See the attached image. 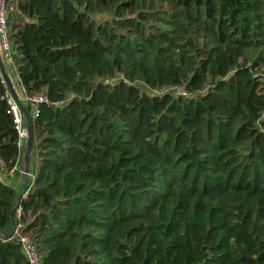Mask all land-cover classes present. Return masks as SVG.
Masks as SVG:
<instances>
[{
    "label": "trees",
    "instance_id": "16d2710c",
    "mask_svg": "<svg viewBox=\"0 0 264 264\" xmlns=\"http://www.w3.org/2000/svg\"><path fill=\"white\" fill-rule=\"evenodd\" d=\"M12 10L21 87L61 102L33 121L35 177L15 219L42 264H264V0ZM16 197L0 182V234ZM0 264H25L19 246L0 241Z\"/></svg>",
    "mask_w": 264,
    "mask_h": 264
},
{
    "label": "built area",
    "instance_id": "2783aa9c",
    "mask_svg": "<svg viewBox=\"0 0 264 264\" xmlns=\"http://www.w3.org/2000/svg\"><path fill=\"white\" fill-rule=\"evenodd\" d=\"M9 15H10L9 0H0V56L5 66L6 72L7 73L14 72V74L18 77L14 62V50L11 41L9 40V25H8ZM0 78L4 86V95H1L0 99H5L7 103L8 108L6 112L11 115L12 123L17 133L16 145L20 153L25 146V141L27 138V131L25 128L24 118L16 101L12 97L6 85V82L2 76L1 71H0ZM118 79H123L121 73L118 74V76L116 77H110L106 79L105 82L112 83ZM22 90L24 91L23 88ZM19 99L30 112L32 121H34L37 118L41 106L43 105L55 106L61 103L58 101L50 100L42 92L26 94V92L24 91V95L21 98L19 97ZM34 160L35 158L32 155V170H29V172L25 176V185L27 186L22 192L19 202L27 197L33 185V181L35 177ZM18 170L21 172V170L18 169V164L13 165L12 167H8L6 163L2 159H0V172L4 173L5 175L13 176ZM21 175L24 178L22 172ZM23 227L24 225L22 223L20 222L15 223V226L10 235L3 236L2 234H0V241L3 243L11 242L19 246L25 264H42V257L38 251L36 244L34 243V241L30 236L22 232Z\"/></svg>",
    "mask_w": 264,
    "mask_h": 264
},
{
    "label": "water",
    "instance_id": "95a60500",
    "mask_svg": "<svg viewBox=\"0 0 264 264\" xmlns=\"http://www.w3.org/2000/svg\"><path fill=\"white\" fill-rule=\"evenodd\" d=\"M0 71L2 73V76L6 82V85L12 95V97L14 98V100L16 101L22 115L24 118V122H25V128L27 131V138L25 141V146L22 149V151L20 152V160L18 161V165L20 167V170L25 178L26 174L29 172V165H30V159H31V152H32V144H33V140H34V129H33V121L30 115V112L28 111V109L24 106V104L21 102V100L19 99L18 95L16 94L12 81L8 75V73L5 70V66L3 64V61L1 59L0 56ZM20 199V194H17L16 197V203L14 206V209L16 208V206L18 205ZM15 226V218H14V212L13 210L10 212V229L5 232V233H1L3 236H8L11 234L13 228Z\"/></svg>",
    "mask_w": 264,
    "mask_h": 264
},
{
    "label": "crops",
    "instance_id": "0c3cea01",
    "mask_svg": "<svg viewBox=\"0 0 264 264\" xmlns=\"http://www.w3.org/2000/svg\"><path fill=\"white\" fill-rule=\"evenodd\" d=\"M8 75L12 81L16 94L18 95V97L21 98L24 95V91L22 90L18 77L14 74V72H8ZM18 169H20L19 165H18ZM29 170H32V154L30 159ZM0 182L8 187H11L12 189H15L17 194L19 193L20 196L27 186L25 185V178L22 177L21 172L19 170L16 171V173L13 176L5 175L4 173L0 172ZM20 215H21V206L19 205L18 202V205L15 208V219L18 220Z\"/></svg>",
    "mask_w": 264,
    "mask_h": 264
},
{
    "label": "rangeland",
    "instance_id": "374dc122",
    "mask_svg": "<svg viewBox=\"0 0 264 264\" xmlns=\"http://www.w3.org/2000/svg\"><path fill=\"white\" fill-rule=\"evenodd\" d=\"M12 2H13L12 0H9V10H10V13H11V11H13L12 10ZM12 17H13V14L10 16V18L12 19ZM106 18L105 17L104 18H102V17L100 18L98 15L95 16V20L96 21H101L102 20L101 22H103V23H105L104 20H106Z\"/></svg>",
    "mask_w": 264,
    "mask_h": 264
}]
</instances>
